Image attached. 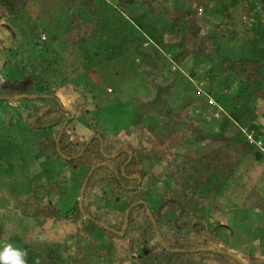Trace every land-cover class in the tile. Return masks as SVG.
Returning a JSON list of instances; mask_svg holds the SVG:
<instances>
[{
  "label": "trees",
  "instance_id": "obj_1",
  "mask_svg": "<svg viewBox=\"0 0 264 264\" xmlns=\"http://www.w3.org/2000/svg\"><path fill=\"white\" fill-rule=\"evenodd\" d=\"M30 2L0 0V22L17 18ZM101 4L102 0H80L61 34L47 38L42 33L43 43L17 50L13 54L16 61L0 58V78L4 76L0 100L18 101L17 107L23 109L30 122L29 142L41 167L29 174L35 186L26 198L0 214V240L8 213L16 210L52 228L65 224L70 232L62 241L48 239L29 258L27 251L28 264H242L228 252L229 244L224 241L228 226L212 221L215 215L227 214V207L219 206L217 200L235 182L243 162L251 155L255 160L264 158V0H118L125 10L143 9L141 18L158 25L154 43L164 59L177 69L185 63L188 66L191 59L195 62L189 69L191 77L183 75L193 88L197 83L193 76H206L205 83L199 84L207 89L195 86L196 97H201L197 105L220 121L222 131L179 158L167 143L156 149L145 147L142 138L148 130L153 132V126L142 123L110 132L107 129L112 130V124L105 128L84 119L90 114L86 101L76 102L74 114L64 107L58 92L78 90L79 83L67 76L64 64L61 70L62 51L54 47L73 55L96 37ZM240 7L242 17L238 18L235 12ZM220 39L226 40L224 46ZM225 45L240 49V57H232ZM148 59L152 67L158 65L157 60ZM38 60L42 67H54V74L43 73ZM158 70L153 80L168 81L166 73ZM171 80L168 84L173 88L175 81ZM218 90L230 95L236 116H227L216 102ZM256 103L258 107L253 106ZM79 121L88 127L95 124L94 133L87 137L76 127ZM137 130L141 140L135 143L128 137ZM56 165L71 173L85 172L71 211L49 201L62 192ZM242 208L264 212V196L251 191ZM38 239V231L27 233L29 249ZM257 244L264 250V235ZM252 260L251 264H264V258Z\"/></svg>",
  "mask_w": 264,
  "mask_h": 264
},
{
  "label": "rangeland",
  "instance_id": "obj_2",
  "mask_svg": "<svg viewBox=\"0 0 264 264\" xmlns=\"http://www.w3.org/2000/svg\"><path fill=\"white\" fill-rule=\"evenodd\" d=\"M79 3L80 0H31L17 18L1 21V61L8 57L15 58L16 61L13 54L17 50H25V46L31 44H42V33L47 34V38L61 34L79 8ZM180 6L184 7L182 4ZM241 9H237L238 12L235 9L238 18L242 17L239 12ZM143 14V9L134 12L119 7L118 0H102L97 14L100 26L96 37L78 47L73 55L64 48L54 47L58 48L59 52L62 51L61 70L64 64L67 76L79 83L78 90L68 88L59 91L58 95L64 107L74 113L78 109L76 102L86 101L90 114L84 119L99 122L100 125L106 126L105 128L112 124V130L107 129L110 132L133 129L142 123L153 126V132L148 130L144 139L142 138L145 147L156 149L167 143L175 152V157L179 158L192 153L207 139L222 131V125L218 119L205 114L197 105L201 97L200 94L196 97L195 86L207 89L199 84L205 83L206 76L203 74L197 79L193 76L191 79L197 82L193 88L183 75L191 77L189 69L195 62L191 59L188 66L185 63L182 69H177L173 66L175 64L172 65L169 60L164 59L154 43V36L159 31L158 25L147 24L141 18ZM214 17L220 22L223 20L217 14ZM222 28L224 27H221V31ZM238 28L243 29L240 23ZM50 40L51 38L47 41V46L51 45ZM220 41L224 46L226 40ZM234 44L238 45V42ZM225 46L229 48L226 51L230 50L232 57H240V49L231 50L230 45ZM45 55L48 57V53ZM222 56H225L224 50ZM102 57H108L109 60L103 62ZM149 57H152L153 61L157 60L158 65L152 67L147 63ZM45 63L49 65V60ZM85 63H90L92 67ZM42 65L38 60V66L43 73L54 74V67L47 68ZM199 65L202 66L201 63ZM158 67L166 73L168 81L153 80L156 77L155 72H159ZM208 67L211 69L210 65ZM2 79L0 78L1 89L4 85ZM169 79L175 81L173 88L168 84ZM203 93L206 94L207 91ZM214 98L227 116H236L230 95L218 90L215 91ZM13 99L17 100L19 97ZM17 102L0 100V214H4L3 211L26 198L35 186H32L29 174L41 170L39 162L35 159L36 150L29 142L30 122L21 106L17 107ZM258 104L253 106L258 107ZM217 109L216 106L214 110ZM181 113H184V116L179 118ZM256 119L257 123H261ZM221 122L224 123L223 120ZM245 122L250 123L251 119L245 118ZM76 127L89 137L94 133L96 125L92 123L88 127L79 121ZM128 139L139 142L140 132L137 130ZM254 156L251 155L249 160L243 162L235 182L227 191L224 190L225 193L223 192L217 200L219 206L227 207V214L215 215L212 221L228 226L224 235V241L229 244L228 252L244 264H251L253 257L258 261L264 258V250L257 244L259 238L264 235V212L242 208L251 191H258L264 196V158L255 160ZM53 168L56 173L60 172L59 177L63 181L62 192L59 197L52 195L49 201L59 204L64 211H71L78 201L85 172L71 173L57 165ZM8 215L10 216L4 225V235L0 240V252H3L6 246L12 245L24 254V264H28L27 251L29 258L31 252L43 246L48 239L62 241L64 236L70 234L65 224L56 229L43 220L27 219L16 210L10 211ZM29 231L39 232V239L31 249V243L27 240Z\"/></svg>",
  "mask_w": 264,
  "mask_h": 264
},
{
  "label": "clouds",
  "instance_id": "obj_3",
  "mask_svg": "<svg viewBox=\"0 0 264 264\" xmlns=\"http://www.w3.org/2000/svg\"><path fill=\"white\" fill-rule=\"evenodd\" d=\"M23 255L19 249L8 245L0 252V264H24Z\"/></svg>",
  "mask_w": 264,
  "mask_h": 264
},
{
  "label": "water",
  "instance_id": "obj_4",
  "mask_svg": "<svg viewBox=\"0 0 264 264\" xmlns=\"http://www.w3.org/2000/svg\"><path fill=\"white\" fill-rule=\"evenodd\" d=\"M1 67H2V64H1ZM1 71V70H0ZM71 113H73L72 111H71ZM74 114V113H73ZM114 157V156H113ZM131 158H132V156H130V160H131ZM130 160H129V162H130ZM126 225H127V223H126ZM125 229H126V226H125V228H124V231H125ZM124 234V232L122 233V235ZM242 263V262H241ZM243 264V263H242Z\"/></svg>",
  "mask_w": 264,
  "mask_h": 264
}]
</instances>
